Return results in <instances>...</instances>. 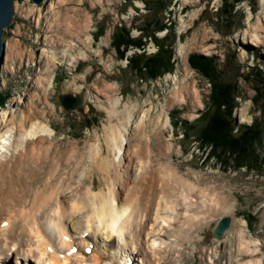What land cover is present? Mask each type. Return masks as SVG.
Masks as SVG:
<instances>
[{
	"label": "rangeland",
	"instance_id": "rangeland-1",
	"mask_svg": "<svg viewBox=\"0 0 264 264\" xmlns=\"http://www.w3.org/2000/svg\"><path fill=\"white\" fill-rule=\"evenodd\" d=\"M124 2L58 0L55 9V0H46L42 4L31 0L16 3V15L5 31L4 39L6 46L15 41L18 49L15 61L7 65L4 61L1 68L0 115L11 109L16 115H21L29 105H34L36 114H47L48 121L52 122L55 133L49 138L50 142L53 141L51 143H57V139L70 144L80 140L86 147L95 142V135L99 134L101 145L105 147V128L111 122L104 106L111 99L112 91L115 92L114 97L122 100L120 110L125 104L135 106V117L148 110L149 120L152 121L159 105L165 103L172 91V76L177 75L178 87L192 90V94L196 89L197 95H192L186 104L169 110L170 123L164 129L163 137L167 144L173 145V149L171 156L162 162L174 160L175 166L188 177L194 179L198 176L200 180H207L201 186H212L218 193H224L229 204L236 207L237 216L247 224L248 239L252 240L250 249L261 250L253 260L243 257L236 260L237 264L248 261L264 264V165L256 170L235 169L238 163L229 156L223 157L222 163L211 156L212 148L201 146L196 136L192 135L194 131L190 130L191 126L201 129L203 118L208 117L209 107L213 103L218 104L214 101L216 86H226L230 91V104L226 111L223 110L225 108L221 110L225 112V117L227 113L231 114L229 119L234 133L241 127L260 124L262 137L255 146V152L264 163V0H137L136 6L128 9L123 8ZM49 12L73 18L75 23L84 27L85 35L76 44L68 42L72 44L69 54L77 63L57 60L55 82L48 89L50 103L46 105L44 90L48 87L46 80L49 76L41 75L39 71L43 58L55 66L54 50L48 47L46 52H42L47 48L45 39L52 33L44 30L45 19L42 20L44 26L37 21L39 17H48ZM250 13L252 21L248 23ZM193 15H196L194 20L191 19ZM122 29L131 39L141 40L144 46L117 49L116 45L122 42L117 35ZM251 36L260 40L261 46L250 43ZM103 39L106 42L102 46ZM160 44L168 45L172 50L171 71L157 78H152L145 69L141 76L137 75L132 70L131 59L155 55ZM82 55L85 57L78 61ZM180 55L185 58L182 60ZM159 62L166 64L165 59ZM181 65L189 66L193 72L187 81L182 71L184 66L181 68ZM77 87H82V92L75 93L73 89ZM63 95H72L74 99L83 95L85 103L73 112L67 111L60 100ZM68 102L73 103V100L68 99ZM198 102L202 107L198 106ZM131 126L133 123L129 127L130 132ZM146 126L147 131L151 130L148 122ZM27 143L28 140L24 147ZM4 152L5 149H2L0 155ZM86 173L87 177L91 175L89 167ZM92 176L89 181L94 180L98 186L105 184L97 171ZM177 209L180 222L179 214H185L186 209L181 205ZM223 219L211 224L192 242L176 244L173 251L148 243L142 246L143 253L140 255L152 256L161 264L162 261L164 264H231L235 255V239L233 236L232 240L224 239L231 226L222 238L214 235ZM162 224H158L156 230L160 231V238L170 242L173 232ZM6 249L8 255L16 257V252ZM134 255V263L126 257L124 264H140L142 259ZM15 257L12 258L13 263Z\"/></svg>",
	"mask_w": 264,
	"mask_h": 264
},
{
	"label": "bare ground",
	"instance_id": "bare-ground-1",
	"mask_svg": "<svg viewBox=\"0 0 264 264\" xmlns=\"http://www.w3.org/2000/svg\"><path fill=\"white\" fill-rule=\"evenodd\" d=\"M56 3L58 0L53 9ZM47 15L36 21L44 26L45 19L44 30L52 33L45 39L47 48L42 52L54 50L55 66L43 58L39 71L49 76L44 90V100L49 105L48 89L55 82L59 64L56 62L62 59L77 63L69 54L72 44L68 42L78 43L85 29L66 14ZM247 20L252 21L251 13ZM251 38L250 43L261 46L260 40ZM105 42L103 39L101 45ZM17 49L15 41L7 43L6 65L15 61ZM180 56L182 60L185 58ZM182 71L186 81L192 77L189 66ZM172 79V91L165 103L159 105L152 121L148 110L141 111L138 117L133 114L135 106L125 104L120 110L122 100L114 97L112 91L104 106L111 122L105 128V147L99 134L86 147L80 140L74 144L63 139L51 143L49 138L55 133L52 122L47 114H36L34 105H29L21 115H16L13 109L0 115V153L2 149L4 153L9 151L0 155V264L13 263L15 256L8 255L6 248L16 252L13 264H116L117 261L124 264L126 257L133 261L134 254L142 259L140 264H161L152 256L142 257V246L151 243L153 247L173 251L176 244L192 242L211 224L226 217H230L232 225L224 239H235L231 264H237L236 260L243 257L253 260L261 253L260 249H250L252 240L248 239L247 224L237 216L236 207L229 204L224 193H218L212 186H201L207 180L188 177L175 166L174 160L162 162L171 156L173 149L163 137L170 123L169 110L197 95L196 89L192 94V90L178 87L177 75ZM73 90L80 93L82 87ZM198 106L202 104L198 102ZM146 122L151 127L149 131ZM94 171L104 179L103 186L89 181ZM179 205L186 209L185 214H179L180 222ZM160 223L172 230L170 242L160 238V231L156 230ZM143 251L146 252L144 247Z\"/></svg>",
	"mask_w": 264,
	"mask_h": 264
},
{
	"label": "trees",
	"instance_id": "trees-1",
	"mask_svg": "<svg viewBox=\"0 0 264 264\" xmlns=\"http://www.w3.org/2000/svg\"><path fill=\"white\" fill-rule=\"evenodd\" d=\"M160 29L162 28H159V30ZM119 31L117 37L121 39L122 42L116 45L117 49H121L122 46L126 48L129 46L138 48L144 46L141 40L131 39L128 33L125 34L126 31L124 29ZM152 36H154V34ZM159 48L158 53L153 56L142 55L132 58L130 61L132 70L137 73V75L139 74L141 76L143 69H145V71H149L152 78H157L160 75L166 74V72H170L172 67L170 64L172 50H169L168 45L161 46L160 44ZM163 59H165L166 64L159 62ZM214 97V101H216L220 107L216 106L218 104L213 103L209 107L208 117L205 116L203 118L204 123L201 129L195 126L190 127V130H192V132L194 131L192 135L196 136L201 146L205 145L206 147H211V156L219 159L222 163H224L223 157L229 156L230 159L238 163L235 165V169L247 168L248 170H256L261 168L264 163L255 152V146L258 145L262 137V131L259 130L260 124L258 123L249 128L241 127L237 133H234L233 125L230 124L229 119L231 114L228 115L227 113V117H225V112L223 113L221 110V108H225L223 110L226 111V108H228L230 104V91L228 87L221 85L216 86ZM185 136L187 135L185 134Z\"/></svg>",
	"mask_w": 264,
	"mask_h": 264
},
{
	"label": "water",
	"instance_id": "water-1",
	"mask_svg": "<svg viewBox=\"0 0 264 264\" xmlns=\"http://www.w3.org/2000/svg\"><path fill=\"white\" fill-rule=\"evenodd\" d=\"M25 0H0V73H1V68L4 64L5 57H6V41L4 39V34L7 28H9L13 21L14 17L16 15L15 11V4L19 3L22 4ZM36 4H42L46 0H31ZM136 1L137 0H125L123 3V8L128 9L131 7L136 6ZM0 83H1V77H0ZM68 99L73 100V103L68 102ZM62 106L70 112H73L79 108H81L84 103V96L79 95L77 99H74L72 95L69 96H61L60 97ZM231 226V219L230 218H225L223 219L218 227L215 230V237L220 239L224 236L225 232L230 228Z\"/></svg>",
	"mask_w": 264,
	"mask_h": 264
}]
</instances>
